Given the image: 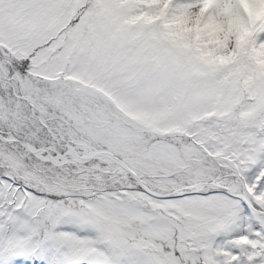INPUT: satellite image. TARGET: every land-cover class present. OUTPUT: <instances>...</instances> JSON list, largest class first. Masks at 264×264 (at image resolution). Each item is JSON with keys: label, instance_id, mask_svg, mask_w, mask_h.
Segmentation results:
<instances>
[{"label": "snow or ice", "instance_id": "6c2138e0", "mask_svg": "<svg viewBox=\"0 0 264 264\" xmlns=\"http://www.w3.org/2000/svg\"><path fill=\"white\" fill-rule=\"evenodd\" d=\"M0 264H264V0H0Z\"/></svg>", "mask_w": 264, "mask_h": 264}]
</instances>
